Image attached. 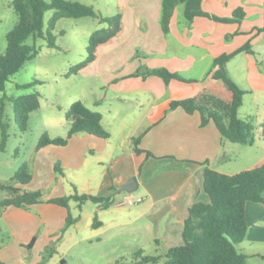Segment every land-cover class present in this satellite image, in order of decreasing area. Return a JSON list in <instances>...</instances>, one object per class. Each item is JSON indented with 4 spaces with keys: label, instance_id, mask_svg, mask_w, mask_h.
<instances>
[{
    "label": "crops",
    "instance_id": "0c3cea01",
    "mask_svg": "<svg viewBox=\"0 0 264 264\" xmlns=\"http://www.w3.org/2000/svg\"><path fill=\"white\" fill-rule=\"evenodd\" d=\"M118 1H122L119 7L123 31L110 44L99 47L96 59L85 67L91 71L89 74L102 77L116 101L125 103L123 107L106 108L105 121L99 102H93L110 136L79 133L65 145L47 144L35 150L29 168L31 179L23 186L46 189L48 197H57L67 193L66 184L70 183L73 192L112 196L114 203L109 208L94 209L102 217L98 219L100 225L105 227L103 217L119 216L122 210L116 202L125 191L118 193V189L135 176L136 190H140L137 196L143 200L131 205L133 209H125L132 212L127 223L136 231L144 227L164 254L182 243L181 231L189 207L196 201L209 200L202 187L204 168L233 173L221 167L227 159L229 141L221 137L215 124L209 121L201 126L198 111L167 109V104L170 100L194 97L215 84L209 72L213 58L249 42L252 52L236 53L226 63V69L245 91L239 116L245 95L251 96L255 106L259 105L258 99L264 97V31L257 29L264 25V0H201L205 12L219 17H231L241 7L244 17L231 22L206 16H196L188 22L183 5L181 10L179 5L168 33L161 29V0ZM158 67L179 74L183 80L171 79L166 84L156 75L137 74ZM113 125L123 130L117 142L112 137ZM127 127L131 129L126 130ZM136 134H141L140 153L133 149L132 138ZM55 164L63 168L61 173L54 170ZM66 215L65 207L49 202L13 207L1 215L13 235V240L0 248L2 261L23 264L22 244L33 237L31 250L40 253L61 237ZM246 219L247 231L239 243L240 250L247 256V264H259L255 259L264 260V201L249 203ZM112 220L113 226L123 224L117 216Z\"/></svg>",
    "mask_w": 264,
    "mask_h": 264
},
{
    "label": "trees",
    "instance_id": "16d2710c",
    "mask_svg": "<svg viewBox=\"0 0 264 264\" xmlns=\"http://www.w3.org/2000/svg\"><path fill=\"white\" fill-rule=\"evenodd\" d=\"M12 9L17 21L14 27L6 34V49L0 54V91H4L9 77L17 72L26 61L33 58L38 49L35 39L43 38L48 46H53L51 34L55 22L62 17L89 16L105 23L104 27L95 29L88 38L85 58L70 67L67 75L75 73L92 63L98 53V48L110 44L123 31L122 12L111 16H101L84 3L69 0H12ZM183 5V15L186 21L191 22L196 16H206L215 21H239L244 17V11L238 7L231 17H219L201 8V0H161L160 24L164 33L170 29V21L177 6ZM53 9L46 29H43L45 11ZM264 31V25L257 29ZM31 37L33 43H28ZM252 52L249 42L229 53H222L213 58L211 64V78L215 84L203 88L196 96L170 100L167 109L182 108L187 113L198 111L200 125L204 126L212 121L224 140L233 143L251 145L254 142L253 125L249 119L239 116V107L245 93L229 76L226 63L238 52ZM137 74L142 77L156 75L166 84L171 79L183 80L182 77L166 68L158 67L146 69ZM36 81L22 85L31 86ZM39 94L30 93L12 100L14 118L19 121V127L24 128L28 113L38 109ZM67 123V132L64 137L50 138L43 134L37 141L35 150L47 144L65 145L68 139L79 133H87L101 138H108L110 133L101 123V113L87 107L81 100L73 101L64 112ZM1 138L0 146L4 147L7 139L6 124L2 122L0 114ZM264 132V131H263ZM141 134L132 138L133 149L140 153L138 147ZM146 152V151H145ZM148 156L151 153L146 152ZM54 170L61 173L63 168L54 165ZM17 183L0 184L3 196L0 199V215L7 214L13 207L26 208L39 202H49L63 206L67 210L65 224L62 228L76 223L79 216H72L69 211L70 200L77 203L80 211L86 201L96 204L99 209H107L113 203L112 196H97L89 193H78L48 197L47 190L28 189L24 184L29 182L31 175L26 164L13 175ZM203 190L209 200L196 201L188 209L181 231L182 243L170 247L164 254L155 256H139V262H156L161 256L165 264H247V256L239 251L237 245L243 241L247 231L246 209L249 203L264 201V162L233 173L222 172L206 166L203 171ZM96 215L91 226L100 225ZM35 237L26 244L32 247ZM0 264H5L0 260ZM41 264V263H40Z\"/></svg>",
    "mask_w": 264,
    "mask_h": 264
},
{
    "label": "rangeland",
    "instance_id": "374dc122",
    "mask_svg": "<svg viewBox=\"0 0 264 264\" xmlns=\"http://www.w3.org/2000/svg\"><path fill=\"white\" fill-rule=\"evenodd\" d=\"M11 1L0 0V54L6 49V34L17 21ZM69 1L89 5L101 16L116 14L120 9L119 3L122 4V1L118 0ZM181 8L182 5L179 9ZM52 12L53 9H49L44 13V30ZM104 26L105 23H99L97 19L89 16L58 19L51 30L54 45L48 46L43 38L35 39L34 43L38 53L9 77L4 91H0V114L2 122L7 127L5 145L3 148L0 146V184L17 183L12 177L23 164L27 165L28 172L31 173L29 168L35 156V146L43 134L50 138L66 135L68 126L64 112L73 101L81 100L93 110H95L93 102H99V109L105 114V121L107 119V113L104 111L106 108L108 109L110 105L125 106V103L116 101L114 93L105 86L100 75L89 74L91 71L85 69L87 65L67 75L70 67L85 58L90 34L95 29ZM27 42L33 43L32 38L29 37ZM33 81L36 83L31 86H22ZM30 93L39 94V107L28 113L25 127L20 128V122L14 118L12 100ZM257 104L259 105L255 106L251 96L245 95L241 117L251 121L254 142L251 145L227 142V159L224 164H221L223 170L236 172L264 162V97L258 99ZM254 107L258 110L255 111ZM245 114L248 116L243 117ZM129 129L131 128H126V130ZM111 130H113L114 142L120 140L123 135L121 127L113 125ZM136 136L138 134L134 137ZM66 187L67 193L64 195L73 192L70 183H67ZM133 193L139 195L140 190L137 189ZM48 194L49 190H47ZM2 196L3 191L0 189V199ZM68 205L71 215L79 216V222L62 230L61 237L52 241L40 253L26 246L30 241L22 244L25 255L22 256L23 264H165L162 256L154 263L139 262L137 255H162V251L155 247L150 233L144 227L136 231V228L127 223L132 218V212H126L125 209L132 208L131 205H121L122 210L119 216L107 214L103 217L102 220L106 221L105 227L91 226L95 215L99 220L102 218L94 213L96 204L93 202H84L80 211L74 201L70 200ZM114 216L123 221V224L113 226ZM12 240L13 235L1 220L0 215V248ZM237 248L241 251L240 244ZM2 258L3 256L0 255L1 261ZM13 259L17 262L15 258ZM255 261L264 264V260L255 259Z\"/></svg>",
    "mask_w": 264,
    "mask_h": 264
},
{
    "label": "built area",
    "instance_id": "2783aa9c",
    "mask_svg": "<svg viewBox=\"0 0 264 264\" xmlns=\"http://www.w3.org/2000/svg\"><path fill=\"white\" fill-rule=\"evenodd\" d=\"M143 197L135 195L133 192H123L121 198L116 202L117 205H133L141 202Z\"/></svg>",
    "mask_w": 264,
    "mask_h": 264
},
{
    "label": "water",
    "instance_id": "95a60500",
    "mask_svg": "<svg viewBox=\"0 0 264 264\" xmlns=\"http://www.w3.org/2000/svg\"><path fill=\"white\" fill-rule=\"evenodd\" d=\"M137 188V181L136 177H131L125 184H123L119 189L118 193L125 191V192H133Z\"/></svg>",
    "mask_w": 264,
    "mask_h": 264
}]
</instances>
